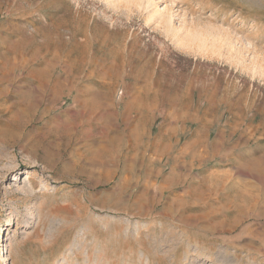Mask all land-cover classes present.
Listing matches in <instances>:
<instances>
[{
	"label": "rangeland",
	"instance_id": "rangeland-1",
	"mask_svg": "<svg viewBox=\"0 0 264 264\" xmlns=\"http://www.w3.org/2000/svg\"><path fill=\"white\" fill-rule=\"evenodd\" d=\"M0 137V264H264V0H0Z\"/></svg>",
	"mask_w": 264,
	"mask_h": 264
},
{
	"label": "bare ground",
	"instance_id": "bare-ground-1",
	"mask_svg": "<svg viewBox=\"0 0 264 264\" xmlns=\"http://www.w3.org/2000/svg\"><path fill=\"white\" fill-rule=\"evenodd\" d=\"M204 28H205V27H204ZM206 32H207V31H206ZM199 36H200V35H199ZM87 41H88V40H87ZM200 41H201V40H200ZM203 43H204V42H203ZM63 86H64V85H63ZM81 92H82V91H81ZM77 93H78V92H77ZM77 93H76V94H77ZM80 97H81V96H80ZM81 100H83V98H82ZM75 101L79 103V102H80L79 97H78V98L76 97V98H75ZM85 101H88V102H89V100H85ZM83 102H84V101H83ZM90 102H91V101H90ZM90 102H89V103H90ZM81 103H82V102H81ZM81 105H82V104H81ZM95 105H96V104H95ZM85 106H86V105H85ZM96 106H97V105H96ZM81 107H82V106H81ZM16 112H17V111H16ZM21 113H22V112H21ZM8 121H9V119H8ZM6 123L8 124V122H6ZM6 123H5V124H6ZM3 125H4V124H3ZM3 127H4V126H3ZM5 127H6V126H5ZM3 130H4V129H3ZM0 138H1V137H0ZM2 140H3V139H2ZM94 147H95V146H94ZM10 223H11V222H8L7 225L10 224Z\"/></svg>",
	"mask_w": 264,
	"mask_h": 264
}]
</instances>
